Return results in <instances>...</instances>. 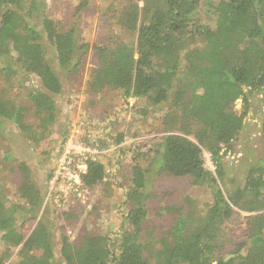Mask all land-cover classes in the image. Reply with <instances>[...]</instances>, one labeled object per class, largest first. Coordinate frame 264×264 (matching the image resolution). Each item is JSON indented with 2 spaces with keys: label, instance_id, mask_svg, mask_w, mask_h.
I'll use <instances>...</instances> for the list:
<instances>
[{
  "label": "trees",
  "instance_id": "obj_1",
  "mask_svg": "<svg viewBox=\"0 0 264 264\" xmlns=\"http://www.w3.org/2000/svg\"><path fill=\"white\" fill-rule=\"evenodd\" d=\"M138 1L118 9L113 17L119 30L131 38L102 37L93 46L97 66L87 77L90 92L118 90L124 99L156 103L158 95L167 99L171 94L164 117L167 132L156 138L150 150L143 153L138 145L133 154L125 192L129 208L121 227L112 238L107 233H84L76 241L62 236L57 262L50 219L56 209L43 205L42 215L26 237L14 227L17 213L24 208L8 202L0 187V233L10 245L20 246L17 261L10 264H264V153L246 170L241 187L229 191L226 198L220 188L225 177L223 159L243 129L249 95H264V0ZM86 5L87 0H79L73 20L64 27L47 11L45 0H0L1 70L14 73L12 60L26 74L37 76L41 86L28 94L40 116V130L26 126L21 129L26 137L44 134L55 122L54 96L62 93L60 75L46 56L42 39L53 49L61 70L78 73L89 49L78 35ZM239 99L241 108L236 112ZM23 116L22 106L0 95V126L3 120L20 124ZM261 127L264 133V114ZM118 135L114 144L123 140ZM106 143L100 142L104 147ZM203 149L211 155L214 173L204 167ZM21 166L25 180L19 191L27 199L26 213L31 218L39 212L45 193L27 182L28 171ZM50 175L51 170L45 189ZM105 175L103 163L89 161L82 181L92 189ZM156 175L189 178L191 187L209 181L212 211L201 216L185 197L186 212L178 214L162 237L143 238L146 186ZM233 207L256 214L247 217L243 243L227 255L217 254L223 243L222 226ZM158 242L163 248L154 251ZM149 255L155 257L153 263Z\"/></svg>",
  "mask_w": 264,
  "mask_h": 264
},
{
  "label": "rangeland",
  "instance_id": "obj_2",
  "mask_svg": "<svg viewBox=\"0 0 264 264\" xmlns=\"http://www.w3.org/2000/svg\"><path fill=\"white\" fill-rule=\"evenodd\" d=\"M45 1L47 11L64 27L73 20V8L79 2V0ZM133 1L87 0L78 22V35L81 41L89 44V49L83 58L84 65L78 73L61 70L57 66L53 49L47 40L42 39L46 56L53 62L60 75L62 93L54 96L57 109L55 122L40 136L29 138L25 136V131L21 130L26 126H30L34 131L40 130L38 128L40 116L28 97L31 91L41 88L37 76L26 74L12 60L14 73L2 71L0 59V95L24 108V116L20 124L3 120L0 126L2 128L0 187L8 202L24 208L16 216L14 227L17 231L27 237L43 211L42 200V206L34 217L30 218L31 214L26 213L27 199L21 196L19 191V186L25 180L23 171L19 169L20 163H22L21 169L25 168L28 171L27 182H34L45 193L46 177L54 167L59 145L62 144L73 120L86 118L91 123L89 128L98 141L109 143H106L107 149L97 161L105 166V178L92 188L88 203L84 206L73 203L50 215L51 233L56 242L55 259L59 253L57 242L61 241L62 236L74 241L84 233L94 235L107 233L110 238L115 236L121 227L123 213L129 208L125 201V192L129 184L130 167L134 161L133 154L138 145H142L143 153L150 150L157 143L156 138L167 132L165 128L167 122L165 123L164 117L170 107L171 94L167 99L158 95L154 100L160 102L153 103L145 98L124 99L118 90L90 92L87 87L90 70L97 66L93 46L107 34H115L126 41L131 38L130 34L119 30L113 17L118 9ZM138 2L142 3L140 0ZM249 100V110L243 121V129L223 159L225 177L220 188L225 198L229 191L242 186L246 170L264 153V133L261 127L264 95L253 92L249 95ZM240 108L241 99L234 104L236 112H239ZM134 133L136 136H133ZM118 134H122L123 140L119 144H114ZM190 138L192 139L191 136ZM202 156L204 167L214 173L215 166L210 153L203 149ZM139 160L142 164L147 162L146 159ZM146 192L147 216L141 231L145 239L151 236L159 239L174 223L178 214L186 212L185 197H189L194 202L201 216H206V213L212 211L213 198L209 181H200L195 187H191L189 178L156 175L148 182ZM254 214L256 212L233 207L230 219H227L222 226L223 243L217 254L227 255L236 244L243 241L247 217ZM1 234L0 258H3V264L15 263L20 246L10 245ZM161 248L163 247L158 242L153 250L159 251ZM148 260L153 263L155 257L149 255ZM56 261H59L58 257Z\"/></svg>",
  "mask_w": 264,
  "mask_h": 264
},
{
  "label": "built area",
  "instance_id": "obj_3",
  "mask_svg": "<svg viewBox=\"0 0 264 264\" xmlns=\"http://www.w3.org/2000/svg\"><path fill=\"white\" fill-rule=\"evenodd\" d=\"M90 124L86 118L71 122L48 178L43 205L59 210L73 203L81 206L88 203L92 189L84 185L82 175L87 171L88 162H97L107 149L94 136Z\"/></svg>",
  "mask_w": 264,
  "mask_h": 264
}]
</instances>
